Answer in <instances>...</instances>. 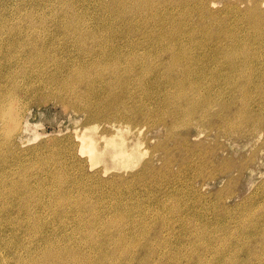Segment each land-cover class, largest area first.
<instances>
[{
  "label": "rangeland",
  "instance_id": "rangeland-1",
  "mask_svg": "<svg viewBox=\"0 0 264 264\" xmlns=\"http://www.w3.org/2000/svg\"><path fill=\"white\" fill-rule=\"evenodd\" d=\"M20 1L22 2V0H0V16H8V15L12 16V15L19 14L18 13L19 9L17 8V6H18V3ZM169 1H171V0H168V1L167 0H120L118 3H115V0L114 1L113 0H105V2L108 3V5H106L104 7L102 5H98V3H94L93 0H84V1L83 0H81V1L80 0H73V3L71 4V6L69 5V7L64 8L63 7L64 4L62 6L61 4H59V1L57 3L56 0H35V3H32L31 5L27 4L28 8L23 11L24 16L21 17V19H22L21 21L25 20L26 16L29 17L30 12H32V10L34 11V8H35V27L34 28H35V31L42 34V36H39V38L35 42V45H36V47H35V59L28 60V61H34V60H38V59L43 60L46 57L48 61L52 62L53 57H55L56 54H58L57 56H61L60 55L61 52L69 51L67 49V45H66L68 42H65L63 40L55 41L53 34H51L50 36H46L42 32V31H44L43 30L44 26L41 25V23L39 22V19L41 18L42 14L45 15L46 13L47 14L45 15V17L50 18L54 15H57L58 17H61L62 15L65 16L69 12V16L71 17V19L72 20L74 19L73 21H79L82 23H85V22L96 23L97 24L96 27L93 28L95 30V33L98 32V30H99L98 25L101 28L108 27L106 29H114L113 27H116L118 30H121V32H123V30L129 31V33H131L130 38L134 37L136 39H139V37H141V39H144L148 32L150 33L151 30H155L157 27H159V25H162V24H164L168 28H171L172 23L175 21L180 22L181 20L182 21L186 20L188 22H192V24H190L191 29L194 28L193 30H198L200 28L201 22L199 20H201V19L199 17V10H198V9H200V0H191V1L188 0L186 2L180 1V0H172L171 2H169ZM204 1L206 2V5L208 6V8L210 10H212V11L216 10V12L218 13L219 19L224 20V22H226V20H227V21H229V24L231 25L229 27L230 28L229 33L224 32L221 34V36L230 35V32H231V33L235 34V36H233L235 39L236 38H239V39H238L237 43H235L236 41L234 39H232L231 37L227 38L226 41L224 40L225 41L224 46L226 49L224 55H226L227 58L223 54H221V53L219 54V53L215 52L214 49H213V51L210 52V54H207V53H209V45H208V42L207 43L205 42V40L203 38V34L201 35V33H200V35L197 36L199 38H197V37L192 38V39H194L193 41L189 40L185 44L188 51L190 52V54L194 52L195 55L198 56V57H196V59H197L196 67L194 65L192 66L193 67L192 71H193V73H196V75H193L194 77L191 78V81L192 80L198 81L200 87L204 91V94H203V96H201V94L198 91H194L196 93H194V92L191 93L189 91L191 93V96L194 95L193 97L197 98L195 104L192 101H191L192 103L189 101H186L187 102L186 103L185 100H183V99H176V101L178 103L181 102V104H183V107H184L183 110L184 111H186V109L188 107L196 106L195 109L192 110V111L196 110V112L194 111L193 113H191L192 114L191 117L188 113L180 114L176 118L168 117L169 122L167 121V124H164L161 121H159L160 118L158 117V115H151V117L154 116V119H153V117L150 118L151 120H149V122H147L149 124H147V123L144 124V129L142 131L143 133H140L141 135L139 134V136L143 137V138H144V135L146 136V138H144L145 142L142 143V147L144 148V150L146 152L145 157L146 158L152 157L155 165H161L162 161H163V157H165V156L171 157V159L173 161L172 162L173 167H171L170 169L165 170V171L163 170V172H165L166 174L162 173V171H161V173H159L160 176L158 174H156L155 176H153V179L151 177L152 176L151 174H148L146 177L143 178L140 175L136 174V171H137L136 168H135V170L133 168H132L133 170L132 169L130 170V169H124V168H120V167H111V168H109L108 171H105V168H103V167H104V162H106V161H101V163H99V164L97 163L94 166H91L89 163H86L83 161L84 162V163H82L84 165V168L82 171L83 173H82V175H80L81 173H79L77 171V169H73L71 167L72 164H70V165L66 164L67 163L66 161H70L73 156L68 155V153L66 152V149H65V145H67L68 142H71L74 138H76V136H75L76 131L77 130L81 131V129H83L85 126V122H88V115L85 114V112L80 110L78 107L79 105H81L85 102L84 98L81 97L80 95H76V94H78V92L74 91L75 92L74 93L73 91H70L71 90L70 85L66 86V84H68V82H70V83L73 82V80H72L73 76L70 74V72L65 71L66 73L64 72V73L54 74L55 77H53V75L51 73H47L45 71V69L42 68L39 73H35V74H47V75H44V77H42V78L40 77L37 81L32 82L31 79L28 80V81H30V83L32 82L34 84L32 85L31 89L27 93L24 94V92L21 90L17 92L18 95L20 96V98L23 99L24 105H22V107L20 109H21V117L23 120V125L25 128L21 132L20 136H18V138H17V145H16L17 148L15 147L16 149L14 148L13 150H18V151L22 152L21 153L22 155L19 159L20 161L17 163L18 167L16 168V170L17 169L18 170L17 171L14 170V173L11 171L5 172L6 174L3 175L4 178L2 177L0 179V181H4V183L7 184V185H5L3 183V185L0 186V191L2 192L3 190H5L9 187L10 188L11 187L16 188L17 186H19L20 190L22 191V193L24 192V194H26V191L28 193L34 192L33 194H35V195H34L33 199H36L37 203L35 202V200H34V202L31 200L30 204H32L31 207H32V210L34 213L31 215V217H29L28 215L26 216L25 212L18 213L16 211H14L13 209H11L7 215H0L1 219L6 218V219H2V220L0 219L1 225L7 224V221H9L7 218H11L14 220L13 223L16 222L15 224L16 225L18 224L17 226L20 229H23L21 234H20V232L19 233H11L10 231H8V232L2 231V233L0 234V260H1L0 263L1 264H7V263L8 264H13V263L16 264L17 263V259L14 258V257H16V255H14L12 253L13 251L11 250V248H9L8 251L5 249V243H7V245L9 247H12V248L14 247L15 249H18L17 247H19L18 246L19 241H24L26 243H29L30 241H28V234L24 233L25 231H27L26 230L27 228H29L31 230H33V228L35 229V247H36L34 250L35 251L34 252L35 253V260H36V258L37 259L45 258L46 257L45 255H47V253H46L47 248L46 247L47 246H48V248L52 247L50 245L51 243L46 242V236L47 235H50V236L52 235L53 240H51V241H53V242H55L56 239L58 238L61 241H64L63 244H65V245L67 244L69 246L70 245L72 246L75 243V241H74V243L72 242L73 244L72 243L69 244V238H68L69 234L71 235V232H69V233H67L66 231L56 232L58 229L50 228V227L54 226V225H51L52 221H50V219H51L50 216H52V213L54 212V210L58 209L60 211L59 214L61 216L66 213L65 215L62 216V218L78 217L76 215V211L75 212L68 211V210H70V208L69 207L67 208V206L69 205V206H72L73 208H75L73 205L76 202L79 203V205H81V202H83V200H84L83 204L85 203L84 204L85 206L82 204V207H83V210L85 213L83 212V210L81 211L82 212L81 217H82V221H83V224H82L83 227H80V229H78L79 232L76 230V232L72 233V236L78 242H80L82 240V236H83V239L88 238L90 240V239H92V235L96 233L95 235H93V238L97 239V243L99 244L98 247H101V248L95 247V249L94 248H87L85 250H87L88 253L91 251L90 254H92V255H96L95 253H97V252H99V253H97L98 256H99L100 252L102 253L100 255H103V254L106 255L107 254L106 258H105V260H106L105 262H107V264H111V263L115 264V262L120 261V260H121V263H123V264H148V263L149 264H151V263L152 264H157V263L158 264H168L169 262H170L169 264H180V263H183V264H200V263L201 264H203V263H205V264H218V263L219 264H222V263L226 264V262H227V264H229V263L230 264H263L264 263V245H263L264 244V240H263L264 239V234H263L264 233L263 232L264 231V223H263L264 222V209H263L264 208V204H263L264 203L263 202L264 201L263 200L264 199V130H262L260 133H257V131L255 129L256 127L254 128V126H256V124H258L259 121L264 119L263 118L264 117V93H263L264 92V90H263L264 89V50H263L264 49V40H261V38H264V35L260 36V35H257L256 33H254L255 32L254 29L251 28L253 25L251 24V27H250V23H248L247 20H245V17L247 16L245 13L237 12V14H236L238 7H240L242 10L243 9L245 10L247 8V6H250L254 3H256V1L262 2L263 0H204ZM27 2L30 3L29 0ZM75 3H76L77 7L76 6L73 7V5ZM196 4L198 6H196ZM147 5H148V7H146ZM225 6H232V12H229V14H228L225 10ZM140 8H141V10H140ZM154 9L156 12H157V10L158 11L161 10V11H159V14H156L155 16H153L151 13ZM192 9H194L193 12H191ZM141 11H143L142 12L143 14L141 13ZM27 13H29V14H27ZM145 18H146V20H145ZM147 18H148V20H147ZM208 18L209 17H207V21L209 22L210 27L212 29H217V28L222 27L223 24H215V22L213 20H211L210 18L208 19ZM139 19H140V21H138ZM14 21H16V19ZM14 21H12V22H14ZM24 22H26V21H24ZM49 22L51 24H47L46 26L50 27V32H55V31L60 30L57 27V23L55 24V21H53V22L49 21ZM156 24L158 26H156ZM217 26H219V27H217ZM26 27H28V25L25 26V28ZM55 27H57V28H55ZM190 28H188V29H190ZM128 29H130V30H128ZM185 30L186 29H184V28H180L179 32H182ZM187 30H186V33H184V34H185V36L188 37L190 30H188V31ZM237 30H240L239 33ZM243 30H244V32H243ZM0 31H1V29H0ZM84 32H88V31L84 30ZM90 32H94V31H90ZM168 32H171V29H169ZM5 36H8V30H5L3 32V37H5ZM69 36L73 37V35H69ZM155 36H156V34H155ZM162 36H163V33L161 34L160 38L157 36V38L159 40L156 38L155 41L153 38V41L155 42V44L150 48H151V52H153L151 55L152 59H154L153 61L158 62V63H159V61L160 62L162 61V64L157 65V66H158V68H161L163 70H161V72L158 70L152 71V73H156V74H154L153 76L150 77L149 86H147L148 89L146 92V96H145L144 91H140V89L136 90L137 96L148 97V101H149L148 103L149 104H147V106L149 108H151V105H152V107L156 106V108L160 109V110H158L159 112H163L167 108V106H169L168 104L165 103V99L169 98V100H170V98H173V96L171 97L167 94L168 91L171 94H173V90H175L174 88L166 89L167 87H169V84H168L169 82H167V77H166L167 71L165 72V69H167V68H164V67L168 63H170L171 56H170V53L164 49L165 46H163L161 44V37ZM85 38L87 39L88 43H90L91 45H93L92 41H96L95 38L88 37L87 35ZM188 38L190 39V37H188ZM222 39H224V38H222ZM70 41H71V47H72L71 49H73L75 51V47H76L74 45L75 44V42H74L75 38L73 40L70 39ZM194 41H196L195 42L196 44L194 43ZM232 41L234 44L232 43ZM201 42H203V43H201ZM261 43H262V45H261ZM180 44L181 43H178L179 46L182 45V44L181 45ZM229 44L231 46H229ZM206 45H207V47H204ZM197 46H198V48H197ZM190 47H191V50H190ZM238 47H240V48H238ZM161 48H162V50H161ZM194 50H196V51H194ZM157 51H159L160 53ZM144 52L147 55V52L144 51V49H141L138 53L144 54ZM189 52H187L188 55H189ZM244 52L248 53L249 56L252 55V57H254V60L252 61L253 63L250 62L248 65V64H245L242 59H239L240 56ZM184 54L185 53H183V55ZM159 55H160V57H159ZM208 55L210 58L207 57ZM229 57L237 58V60H235L233 58H229ZM203 59H205V60L202 61ZM220 59L222 61H220ZM230 59L235 60L236 63L238 64V65H235V68L233 66L225 67L226 61H229ZM240 60H242V61L240 62ZM146 61L149 64H152V61L148 57V55H147ZM200 61H201V63L203 62L204 64L202 63V65H201ZM11 63H13V61H9V64H11ZM242 63H244V64H242ZM259 64H262V65H259ZM198 65L201 67H199ZM204 65H206V66H204ZM202 66H204V67H202ZM240 66L241 67L245 66L244 68L247 71L242 70V68H240ZM138 67H140V65H138ZM198 67L200 69H198ZM237 67H239V68H237ZM59 68L64 69V68H66V66H65V64H62V65H60ZM208 68H210V69H208ZM28 69L29 68H27V67L21 66V67H17V68H12L11 71L13 70L14 72H18V74H23L24 76H26L27 74H25V71ZM2 70H3L2 72H4V73H9V71H10L9 65L7 64V66L4 67V69H2ZM203 72H205V75ZM250 72H252L251 73L252 75L250 74ZM100 73H102L101 67L99 64H97L96 69H95V74H100ZM249 74L251 75V77H249L250 76ZM247 75H248V78H247ZM205 76H206V78H205ZM224 77H225V79H224ZM68 78H70V79L72 78L71 79L72 82ZM66 79H68V80H66ZM249 80H250V82H249ZM240 81H242V82H240ZM200 82L202 84H200ZM157 83H160V85H157ZM240 83H242L243 85ZM237 85H239V88ZM63 86H64V88H63ZM256 86L258 87V89ZM79 88H80V90H82V87H79ZM189 89H190V87H189ZM259 89L262 90L261 91L262 93L260 92ZM29 92H31V93H29ZM252 92L254 93V95H252L253 94ZM67 93H69L68 94L69 97L67 96ZM73 93H74V95H73ZM140 93H143V95H140ZM237 94H238V96H237ZM209 95H211V97H209ZM231 95H232V97H231ZM212 96H213V98H212ZM75 97H78V98L80 97V99L75 98ZM224 97H225V100H224ZM241 97H243V99L245 101L242 100ZM72 99H74V101ZM204 99H206L207 102H205L206 100H204ZM192 100H193V98H192ZM246 100H248V101H246ZM201 101H203V102H201ZM243 101H244V103H243ZM246 102L247 103L249 102V103L247 104ZM77 103H78V105H77ZM202 103H204V104H202ZM209 104H212V106ZM215 104L217 107L215 106ZM235 104H236V106H235ZM206 105H207V107H206ZM262 105H263V108H262ZM208 107H209V109H207ZM224 108H226V109H224ZM202 109L204 111H206V109H207V111H210V112H215V110L220 111L219 113H221V116L215 115V113H214L215 117L210 116L211 118L214 119V121H212L213 123H211V127H210V125L207 124L206 120H202V118L199 117L204 112ZM248 109H249V111H248ZM229 111H230V113H229ZM235 111L236 112L240 111L241 113L240 112L236 113ZM226 113H227V115H226ZM242 113L245 115H242ZM239 114H241L242 117ZM27 115H28V117H27ZM195 115H197V116H195ZM224 116L225 117L229 116L230 120L228 122H231V124L233 122L234 123L236 122V123L232 126H230V125L228 126V124H227V126L225 127L226 120L223 119ZM239 117H240L241 121H240ZM259 117H261V118H259ZM178 120H179V122H177ZM188 120H189V122H188ZM254 120L257 121L256 124H253ZM183 121H184V123H183ZM190 121H193V122H190ZM195 121H197V122H195ZM185 122H186V124H185ZM168 123H169V125H168ZM174 123H175V125H174ZM237 123L238 124L243 123V124L241 125V127L239 126V128H237L236 127ZM178 124H180L181 126ZM194 124H195V126H194ZM244 124L245 125L247 124L248 127L249 126L250 127L248 128L247 125L245 126ZM151 125H153V126H151ZM176 125H178L177 128H176ZM206 125H208L209 127H205ZM222 127H223V129H222ZM224 127L226 128L227 131H225ZM235 128L238 131L235 130ZM253 128H254V130H253ZM43 129L45 130V133L41 134V131H43ZM172 129H173V131H172ZM199 129H202L203 132ZM228 129H229V131H228ZM250 129H251V131H249L250 132L249 133L248 130H250ZM26 130H28V131H26ZM174 130H176L177 132H175ZM197 130L199 131V133H197L198 132ZM204 130H206V133ZM178 131H179V133H178ZM223 131L225 134L223 133ZM233 131H235V132H233ZM239 131H241V132H239ZM145 132H146V134H145ZM172 132H174V133H172ZM228 132L229 133L231 132V133L229 134ZM244 132H245V134H244ZM175 134H177V135H175ZM42 135H44V136H42ZM230 136H232V137H230ZM169 137H170V139H169ZM217 137L219 139H217ZM249 140H250V142H249ZM253 140H255V141H253ZM156 143H158V144H156ZM146 144H148L149 146ZM159 144H161V145L159 146ZM186 144L190 148L191 152H193L192 150L194 149V153L196 155V156L194 155L195 159H197L198 156L206 155L205 157L207 159V162L202 164V166L200 165L199 169H197V170H192V168H189V167L185 168V169L179 168V163L181 161H187L189 158V157L184 158L186 156V148H185ZM194 144H197V145L192 147ZM163 146H165V147L163 148ZM259 148H261V149H259ZM159 149H161V150H159ZM39 150L42 152H40ZM258 150H260V151H258ZM52 154L53 155L55 154L56 156L55 155L53 156ZM61 154H62V156H61ZM192 154L193 153H191V155ZM51 155H52V158H51ZM10 156H11V154H10ZM254 157H255V159H254ZM10 158L12 159L13 157L11 156ZM81 158L83 159V158H85V156H81L79 158V160ZM47 159H48V161H47ZM51 159H52V161H51ZM211 159L213 162L211 161ZM224 159L229 160V162H230L229 166L228 165H223L224 167L222 166V164L224 163V161H223ZM250 159H251V161H250ZM53 160H55V161L58 160V161L55 162ZM209 160L212 162V164ZM42 161H44V162H42ZM157 162H159V163H157ZM242 162H243V165H242ZM37 163H40V164L38 165ZM43 163L46 164V166ZM11 164H13V163H11ZM107 164L111 165V162L108 160ZM209 166H210V168H209ZM227 166L229 169L227 168ZM27 167H29V169ZM31 167H33V168H31ZM207 168H209V169H207ZM56 169H57V172H56ZM97 169H99L98 172H95ZM25 170H27V171H25ZM172 170H174V173ZM210 170H212V171H210ZM86 172H88V173H86ZM202 172L206 173V174H203ZM210 172L214 176H212L210 174ZM26 173H29V174H26ZM58 173L61 175L63 174L62 179L66 180V182L68 184L64 185V183H63L64 180L62 181V179H60L61 181H57L55 183L53 182V176L52 175L58 174ZM78 173H79V175H78ZM148 173H151V172H148ZM13 175H15V176H13ZM23 175H25L27 177H24ZM162 175L164 176L165 179L163 178ZM200 175H203V176H201V178H200ZM6 176H8L7 179L9 181L6 180ZM10 176L12 178H10ZM16 176H18V177H16ZM177 176H179V177H177ZM210 176H212V178H214V179H212ZM133 177H134V179H132ZM24 178H28V179H26L27 185H25V184L23 185V183H22ZM107 178H109V179L107 180ZM16 179L18 181H16ZM95 179H96V181H95ZM77 180L82 181V182H76ZM116 180L119 183H117ZM203 180H205V181L203 182ZM48 181H50V182H48ZM101 181L103 183H101ZM143 181L145 183H143ZM153 181H154V183H153ZM261 181H263V182H261ZM18 182H20V183H18ZM31 183H32V186H30ZM77 183H78V185L81 186V188L77 187ZM12 184H13V186H12ZM61 184H63V185L60 186ZM84 184H86V185H84ZM156 184L159 186H156ZM28 185H29V187L26 188ZM37 185H39V186L37 187ZM49 185H50V187H49ZM90 185H93L94 188H92ZM160 185H162V186H160ZM196 185H198V186H196ZM43 186H45V187H43ZM21 187L22 188L24 187V188L22 189ZM55 187H58V188L60 187L62 190L60 188L58 190V188H55ZM75 187H76V189H74ZM43 189H45V190L43 191ZM81 190L83 191V193ZM154 190H156V192ZM52 191H54V192H52ZM78 191H79V193H78ZM157 191H158V193H157ZM55 193H57L58 195ZM217 194H218V197H217ZM80 195H82V196H80ZM255 195H256V197H255ZM70 196L72 198H69ZM41 197H43V198H41ZM61 197H62V199H61ZM79 197L82 198L81 199L82 201L80 200ZM158 197H160V198H158ZM169 197H171V198H169ZM88 198L89 199L91 198V199L89 200ZM220 198H222V199H220ZM8 199H9L10 203L16 202L15 196H9ZM17 199H19L18 196H17ZM55 199L57 202L55 201ZM64 199H66V200H64ZM85 199L88 201H86ZM164 199H166V200H164ZM223 199L225 200V202ZM41 200H42V202H41ZM97 200H98V203H97ZM108 200H109V202H108ZM52 201H53V203H52ZM78 201H81V202H78ZM93 201H94V203H93ZM0 202H1L0 206L5 205V199H4V197L1 198V193H0ZM106 202H108V204ZM95 203L98 205L95 206ZM62 205L66 206L67 211L64 209L65 207H63ZM222 205H223V207H222ZM56 206H58V207H56ZM147 206H149V207H147ZM261 206H262V208H261ZM50 207L52 209H50ZM92 207L94 208V210H95V208H97L96 210H98L100 217L103 219L106 227H107V225L112 226V227L110 226L112 228V231L114 230L113 232H111L113 234L112 237L105 238L103 231L99 230L101 228V226L97 225V224H98V221H100L101 219L90 214V212L93 210ZM216 207H217V209H215ZM258 207H259V209H258ZM104 209H106L107 211H103ZM170 209H171V211H170ZM260 209H261V211H260ZM64 210H65V212H64ZM211 210H212V212H211ZM226 210H229V211H226ZM121 211H122V213H121ZM259 212H261V213H259ZM87 213L89 214V216H85ZM158 213H160V214H158ZM254 213H255V216L253 217ZM42 214H44L45 216L44 215L42 216ZM8 215H10V216H8ZM111 215L115 219L113 217H111ZM18 216H20V217H18ZM35 216H36L37 220L35 219ZM25 217H26V219H25ZM58 217L60 218L59 215L57 216V218ZM252 217L254 219L256 218L255 221H254V219H252ZM29 218H30V221H29ZM59 218H58V220H59ZM118 218L120 219V221ZM238 218H240V219H238ZM20 219L21 220L23 219V220L21 221ZM84 219H85V221H84ZM97 219H99V220H97ZM191 219H192V221H191ZM223 219H224V221H223ZM236 219H238V220H236ZM260 219H262V220H260ZM116 220H118V221H116ZM240 220L243 224H241ZM37 221H38V223L36 224L35 222H37ZM187 221H189L190 223ZM229 221H231L232 223ZM89 222H91V223H89ZM120 222L121 223L123 222V223L121 224ZM158 222H159V224H158ZM250 222H253V223H250ZM166 223H168V224H166ZM194 223H195V225H194ZM232 224H234V225H232ZM26 225H27V228H26ZM93 225H94V227L92 229L91 227ZM168 225L169 226L171 225V226L169 227ZM200 225H202V226L200 227ZM96 226L100 227V228L99 229L95 228ZM113 226H114V228H113ZM248 226H249V228H248ZM88 227L90 230L91 229L92 230L90 231L88 229ZM86 228H87V230H86ZM200 228L202 230L204 229V231H202ZM223 228H225V229H223ZM124 229H125V231H124ZM151 229H153V230H151ZM161 230L164 232H162ZM214 230H215V232H214ZM53 231H55L57 233L58 237H56V234ZM81 231H83V233ZM92 231L94 232L93 234L91 233ZM149 231L151 234L148 233ZM153 231L156 232V234ZM208 232H209V234H208ZM210 233L212 235H210ZM2 234H4V235H2ZM24 234H26V237ZM65 234L67 237L64 236ZM219 234L222 236H220ZM252 235H257V236L255 237ZM207 236H209V237H207ZM20 237L23 239L21 240ZM63 237H64V239H63ZM202 237L205 239H203ZM113 238L116 240H113ZM119 238H122V239H119ZM139 238H140V240H139ZM246 238H247V240H246ZM248 238H249V240H248ZM4 239H6V240H4ZM7 239H9L8 240L9 242L7 241ZM217 239H219V240H217ZM242 239L245 241H243ZM118 240L121 241V243L122 242L123 243L121 244ZM136 240L137 241L139 240L137 243H139L140 245H143L144 247L140 246L139 244H136V242H135ZM199 240H200V242H199ZM161 241L162 242L166 241L163 243L165 246L161 243ZM218 241H220V242L218 243ZM109 242H111V244ZM184 242H185V244H184ZM235 242H236V244H235ZM257 242H258V244H257ZM14 243H15V245H14ZM103 243L107 247L105 245H103ZM118 243H120L121 245ZM128 244H129V246H128ZM155 244H157V245H155ZM206 244L208 245V247ZM245 244H246V246H245ZM250 244H252V245L250 246ZM124 245H125V247H124ZM214 245H216L218 248H216V246H214ZM76 246L77 245L72 246V247L77 249ZM139 246H140V248H139ZM56 247L59 248V246H56ZM162 247H164L165 249ZM251 247H253V248H251ZM260 248L262 251H259ZM108 249L111 251H109ZM130 249H132V250H130ZM137 249H140L141 251L137 250ZM191 249H193V252H195L194 254H193ZM206 249H207V251H206ZM235 249H237L236 252H235ZM257 249H259V250H257ZM22 250H23V252H22ZM44 250L46 251L45 255H43ZM136 250H137V252H136ZM167 250H168V252H166ZM195 250H197V251H195ZM245 250H246V252H245ZM250 250L251 251L253 250V251L250 253L249 252ZM20 251L22 253V256L24 254L26 255V256L25 255L23 256L24 258L25 257L28 258V256L30 255V254H27L28 252L24 247H21ZM130 251L133 253H131ZM191 252H192V254H191ZM117 253H118L119 257L117 256ZM184 253L186 255H184ZM119 254L122 256H120ZM131 254L135 259L131 256ZM12 255H14V257H12ZM155 255H156V257H155ZM181 255L182 256L184 255L185 257L183 256V258H182ZM202 255H203V257H201ZM49 256H51V255H49ZM113 256H114V259H113ZM198 256H200V257H198ZM225 256H226V258H225ZM141 258L144 262L141 260ZM50 259L52 261H54V260L57 261L56 259L53 260V256ZM110 259H112L113 262ZM150 259H151V261H150ZM192 259H194V261ZM126 260H128V261H126ZM187 260H189V261H187ZM228 260H229V262H228ZM261 260H262V262H261ZM6 261H7V263H6ZM153 261H155V262H153ZM220 261H221V263H220Z\"/></svg>",
  "mask_w": 264,
  "mask_h": 264
},
{
  "label": "bare ground",
  "instance_id": "bare-ground-1",
  "mask_svg": "<svg viewBox=\"0 0 264 264\" xmlns=\"http://www.w3.org/2000/svg\"><path fill=\"white\" fill-rule=\"evenodd\" d=\"M28 0H22V2L20 1L18 3L17 8L19 9L18 13L16 15H12V16H0V179L3 177V175H5V172H13L14 170H16V168L18 167L17 163L20 161V157H21V153L18 150H13L15 147L17 148V138L18 136H20L21 132L24 130V125H23V120L21 117V107L23 104V99L20 98V96L18 95V91H23L24 94L27 93L32 85L34 83H32L33 81H37L40 77H44V75L47 74H35V73H39L41 71L42 68L45 69V71L47 73H51L53 75V77H55L54 74H59V73H64L65 71L70 72V74L73 76V82L71 81L70 78V82H68V84H66V86H71L70 87V91H75L78 92V94L76 95H80L81 97L84 98L85 102L81 105H79V109L84 111L85 114L88 115V122H85V126L83 129L77 130L76 131V138H74L71 142H68L67 145H65V149L66 152L68 153L69 156H73L72 159L70 161H66L68 165L72 164L71 167L73 169H77V171L79 173H81L80 175H82V171L84 168V165L82 163L86 162L89 163L91 166H94L95 164H99L101 163V161H106L104 162V167L105 171H108L109 168L111 167H120V168H124V169H134L136 168V174L140 175L141 177H146L148 174H151L150 176L153 179V176H155L156 174L159 175V173H165L163 172V170H168L170 169L172 166V159L170 156H165L163 157V161L161 165H155L154 161L151 158H146L145 157V150L142 147V143L145 142L144 138H146V136L144 135L143 137H140L139 134L143 133V129H144V124H146L147 122H149V120H151L150 118L151 115H158V117L160 118L159 121H161L164 124H167L168 117H173L176 118L178 115L183 114V113H188L190 115V117L192 116L191 113H193L194 111L196 112V110L192 111L193 109H195L196 106L193 107H188L186 109V111L183 110V104H181V102H177L176 99H183L189 102H196L197 98L191 96V93H193L194 91H198L201 96H203L204 91L203 89L200 87L199 82L198 81H191V78H193V75H196V73H193V65L196 67V57H198L197 55H195V53H191L188 51L187 47H186V43L187 41L191 40L193 41L194 39L192 38H196L198 35L203 34V38L205 40V42H208L209 45V53L210 54L211 51H213V49L215 50V52L217 53H221V54H225V46H224V42L226 41L227 38L231 37L232 39H234L237 43L239 38H234L233 36H235L234 33L230 32V35H226V36H221L222 33L224 32H228L230 31V24L229 21L226 20V22H224V20L219 19L218 17V13L216 12V10H210L208 8V6L206 5V2L204 0H200V9L199 10V17L201 20H199L201 22V26L198 30H193L190 27V24H192V22H188V21H175L172 23V27L168 28L166 27L164 24L159 25V27H157L155 30H151L150 33L148 32L146 37L144 39H141V37H139V39H136L134 37L130 38L131 33H129V31L123 30V32H121V30H118L116 27H113L114 29H106V28H101L98 25V32L95 33V30L93 28L96 27V23H90V22H79V21H73L71 19V17L69 16V12L68 14H66L65 16H61L58 17L57 15H54L50 18L45 17V15H41V18L39 19V22L41 23L42 26H44L42 31L46 36H50L51 34H53V37L55 38V41H65L68 42L67 45V49L69 51H65V52H61L60 55L61 56H57L58 54L55 55V57H53L52 62L48 61L47 58L45 57L43 60H34V61H28V60H33L35 59V42L37 41V39L39 38V36H42L41 33L35 31V8L34 11L32 10V12L27 13L30 16L27 17L26 19L21 21V17H23V11L25 9L28 8V5H31L32 3H35V0H29L30 3L27 2ZM57 3L59 1V4H61L63 6L64 4V8L69 7V5L71 6V4L73 3V0H56ZM81 1V0H80ZM84 1V0H83ZM114 1V0H113ZM120 0H115V3H118ZM168 1V0H167ZM172 1V0H171ZM169 1V2H171ZM180 1H188V0H180ZM191 1V0H190ZM94 3H98V5H102V6H106L108 5L107 2H105V0H93ZM125 2V1H124ZM133 2V1H132ZM147 2V1H146ZM176 2V1H175ZM178 2V1H177ZM121 3V2H120ZM181 3V2H180ZM58 4V5H59ZM124 4V3H123ZM135 4V3H134ZM142 4V3H141ZM146 4V3H145ZM151 4V3H150ZM166 4V3H165ZM175 4V3H174ZM252 4V3H251ZM112 5V4H111ZM127 5V4H126ZM76 6V3L73 5V7ZM155 6V5H154ZM160 6V5H159ZM196 6H198L196 4ZM195 6V7H196ZM77 7V6H76ZM148 7V5L146 6ZM245 7V6H244ZM48 8V7H47ZM105 9V8H104ZM126 9V8H125ZM139 9V8H138ZM53 10V9H52ZM141 10V8H140ZM167 10V9H166ZM194 9H192L191 12H193ZM225 10L226 12L229 14V12H232V6H225ZM147 11V10H146ZM161 11V10H159ZM159 11L157 10V12L155 11V9L152 11V15L155 16L156 14H159ZM58 12V11H57ZM143 11H141L142 13ZM224 12V11H223ZM237 12H243L245 13L247 16L245 17V20H247L248 23H250V27L251 24L253 25L251 28L254 29V33H256L257 35H264V0L262 2H258L256 1V3L247 6V8L244 10H242L240 7L237 8L236 14ZM71 13V12H70ZM150 13V12H149ZM41 14V13H40ZM53 14V13H52ZM75 14V13H74ZM136 14V13H135ZM143 14V13H142ZM173 14V13H172ZM182 14V13H181ZM167 15V14H166ZM177 15V14H176ZM180 15V14H179ZM146 16V15H145ZM150 16V15H149ZM169 16V15H168ZM181 16V15H180ZM184 16V15H183ZM114 17V16H113ZM175 17V16H174ZM173 17V18H174ZM207 17H209L211 20H213L215 22V24H223L222 27L217 28V29H212L210 27L209 22L207 21ZM150 18V17H149ZM163 18V17H162ZM208 18V19H209ZM16 19V21H14ZM128 19V18H127ZM143 19V18H142ZM93 20V19H92ZM113 20V19H112ZM146 20V18H145ZM144 20V21H145ZM148 20V18H147ZM179 20V19H178ZM14 21V22H12ZM26 21V22H24ZM49 21H55V24L57 23V27L60 29L58 31L55 32H50V27L46 26L47 24H51ZM87 21V20H86ZM89 21V20H88ZM106 21V20H105ZM108 21V20H107ZM140 21V19L138 20ZM162 21V20H161ZM191 21V20H190ZM172 22V21H171ZM197 22V21H196ZM195 22V23H196ZM246 22V23H247ZM167 23V22H166ZM99 24V23H98ZM145 24V23H144ZM245 24V23H244ZM25 28V26H27ZM241 25V24H240ZM33 26V27H32ZM53 26V25H52ZM142 26V25H141ZM156 26H158L156 24ZM234 26V25H233ZM55 27V28H57ZM219 27V26H217ZM180 28H184V29H188L190 30L188 37H190V39L185 36L184 33H186L185 31L179 32ZM238 28V27H237ZM106 29V30H105ZM140 29V28H139ZM169 29H171V32H168ZM5 30H8V36L3 37V32ZM84 30L88 31V32H84ZM130 30V29H128ZM149 30V29H148ZM187 30V31H188ZM90 31H94V32H90ZM158 31V32H157ZM235 31V30H234ZM238 33L240 30H237ZM250 31V30H249ZM244 32V30H243ZM163 33V36L161 37V44L164 47V49L166 51H168L170 53L171 56V60L170 63H168L164 68L165 72L167 71V82H169V87L168 88H174L175 90H173V94H171L168 91V95L169 96H173V98H166L165 99V103L168 104L169 106H167V108L163 111V112H159L158 108H156V106L151 105V108H149L147 106V104H149L148 102V97L146 96V92L149 86V81H150V77L153 76L156 73H152V71H160L163 70L161 68H158L157 65L162 64V61L159 63L153 61L154 59H152L151 55L153 52H151V48L154 44H155V39L157 38V36L160 38L161 34ZM237 33V32H236ZM252 33V32H251ZM146 34V33H145ZM156 34V36H155ZM69 35H73L69 36ZM86 35L88 37H93L95 38L96 41H92L93 45H91L90 43H88L87 39L85 38ZM138 35V34H137ZM240 37V36H239ZM244 37V36H243ZM75 38V51L73 49H71V41L70 39H74ZM154 38V41H153ZM199 38V37H197ZM224 38V39H222ZM246 38V37H245ZM255 38V37H254ZM158 39V38H157ZM244 39V38H243ZM159 40V39H158ZM196 40V39H195ZM203 40V39H202ZM201 40V41H202ZM225 40V41H224ZM261 40H264V38H261ZM196 41H194L195 43ZM198 42V41H197ZM160 43V42H159ZM178 43H181L179 46ZM193 43V44H194ZM203 43V42H201ZM233 43V41H232ZM189 44V43H188ZM196 44V43H195ZM234 44V43H233ZM232 44V45H233ZM160 45V44H159ZM205 45V44H204ZM250 45V44H249ZM255 45V44H254ZM262 45V43H261ZM192 46V45H191ZM229 46H231L229 44ZM246 46V45H245ZM193 47V46H192ZM195 47V46H194ZM204 47H207L204 46ZM242 47V46H241ZM198 48V46H197ZM202 48V47H201ZM240 48V47H238ZM243 48V47H242ZM249 48V47H248ZM144 49V51L147 52L148 57L151 59L152 64H149L146 60H147V55L143 53L139 54L138 52ZM229 49V48H228ZM237 49V48H236ZM162 50V48H161ZM191 50V47H190ZM264 50V49H263ZM193 51V50H192ZM196 51V50H194ZM251 51V50H250ZM254 51V50H253ZM159 52V51H157ZM189 52V55L188 53ZM246 52V51H245ZM243 53L239 59H242L244 61L245 64H248L254 60V57L249 56L248 53ZM160 53V52H159ZM162 53V52H161ZM183 53H185L183 55ZM199 53V52H198ZM143 54V55H142ZM206 54V55H207ZM212 54V53H211ZM230 54V53H229ZM155 55V54H154ZM205 55V56H206ZM156 56V55H155ZM226 56V55H224ZM160 57V55H159ZM158 57V58H159ZM208 58L209 55L207 56ZM32 58V59H31ZM156 58V57H155ZM165 58V57H164ZM227 58V56H226ZM229 58H233L235 60H237V58L234 57H229ZM263 58V57H262ZM230 59L229 61H226V65L225 67H231L233 66L235 68V65H238L236 63L235 60ZM205 59H203L202 61H204ZM208 60V59H207ZM206 60V61H207ZM240 60V62L242 61ZM9 61H13V63L9 64ZM149 61V60H148ZM215 61V60H214ZM220 61H222L220 59ZM211 62V61H210ZM217 62V61H216ZM201 63V61H200ZM203 63V62H202ZM201 63V65H202ZM223 63V62H222ZM242 63V64H244ZM7 64L10 67V71L9 73H4L2 72L4 69V67L7 66ZM65 64L66 68L61 69L59 68L60 65ZM99 64L101 67V71L102 73L100 74H95V69H96V65ZM204 64V63H203ZM225 64V63H224ZM240 64V63H239ZM138 65H140V67H138ZM200 65V64H199ZM198 65V66H199ZM262 65V64H259ZM27 67L29 68L28 70L25 71V74H27L26 76H24L23 74H18V72H14L13 70L11 71L12 68H17V67ZM206 66V65H204ZM202 66V67H204ZM209 66V65H208ZM247 66V65H246ZM257 66V65H256ZM255 66V67H256ZM194 67V68H195ZM201 67V66H199ZM198 67V69H200ZM212 67V66H211ZM210 67V68H211ZM245 67V66H244ZM244 67H241L242 70H246ZM251 67V66H250ZM207 68V67H206ZM208 68V69H210ZM222 68V67H221ZM239 68V67H237ZM236 68V69H237ZM249 68V67H248ZM258 69V68H257ZM240 70V69H239ZM256 70V69H255ZM263 70V69H262ZM225 71V70H224ZM241 71V70H240ZM239 71V72H240ZM247 71V70H246ZM259 71V70H258ZM261 71V70H260ZM206 72V71H205ZM205 72L204 75H205ZM220 72V71H219ZM230 72V71H229ZM233 72V71H232ZM255 72V71H254ZM66 73V72H65ZM76 73V74H75ZM207 73V72H206ZM225 73V72H224ZM245 73V72H244ZM248 73V72H247ZM252 72H250L251 74ZM249 74V75H250ZM236 75V74H235ZM234 75V76H235ZM239 75V74H238ZM252 75V74H251ZM251 75L249 77H251ZM51 76V75H50ZM215 76V75H214ZM217 76V75H216ZM221 76V75H220ZM225 76V75H224ZM69 77V76H68ZM156 77V76H155ZM209 77V76H208ZM233 77V76H232ZM244 77V76H243ZM260 77V76H259ZM197 78V77H196ZM206 78V76H205ZM248 78V75H247ZM31 79V83L30 80ZM66 79V80H68ZM75 79V80H74ZM225 79V77H224ZM42 80V79H41ZM200 80V79H199ZM210 80V79H209ZM223 80V79H222ZM252 80V79H251ZM255 80V79H254ZM57 81V80H56ZM205 81V80H204ZM248 81V80H247ZM61 82V81H60ZM202 82V81H201ZM200 82V84H202ZM242 82V81H240ZM250 82V80H249ZM36 83V82H35ZM46 83V82H45ZM58 83V82H57ZM166 83V82H165ZM164 83V84H165ZM204 83V82H203ZM222 83V82H221ZM229 83V82H228ZM246 83V82H245ZM37 84V83H36ZM205 84V83H204ZM230 84V83H229ZM242 84V83H240ZM239 84V85H240ZM59 85V84H58ZM61 85V84H60ZM157 85H160V83H157ZM215 85V84H214ZM239 85L238 88H239ZM243 85V84H242ZM263 85V84H262ZM56 86V85H55ZM205 86V85H204ZM217 86V85H216ZM215 86V87H216ZM221 86V85H220ZM79 87H82V90H80ZM190 87V89H189ZM203 87V86H202ZM241 87V86H240ZM245 87V86H244ZM257 87V86H256ZM62 88V87H61ZM64 88V86H63ZM84 88V89H83ZM160 88V87H159ZM246 88V87H245ZM251 88V87H250ZM48 89V88H47ZM140 89V91H144L145 92V96H137L136 94V90ZM142 89V90H141ZM158 89V88H157ZM205 89V88H204ZM210 89V88H209ZM220 89V88H219ZM224 89V88H223ZM227 89V88H226ZM258 89V87H257ZM256 89V90H257ZM53 90V89H52ZM61 90V89H60ZM242 90V89H241ZM260 92L262 91L261 89H259ZM264 90V89H263ZM69 91V90H68ZM139 91V92H140ZM191 93H190V92ZM212 91V90H211ZM225 91V90H224ZM65 92V91H64ZM74 92V93H75ZM236 92V91H235ZM31 93V92H29ZM66 93V92H65ZM73 93V95H74ZM196 93V92H194ZM224 93V92H223ZM234 93V92H233ZM247 93V92H246ZM253 93V92H252ZM262 93V92H261ZM260 93V94H261ZM264 93V92H263ZM69 93H67L68 96ZM71 94V93H70ZM207 94V93H206ZM222 94V93H221ZM225 94V93H224ZM230 94V93H229ZM235 94V93H234ZM239 94V93H238ZM237 94V96H238ZM75 95V96H76ZM140 95H143V93H140ZM246 95V94H245ZM251 95V94H250ZM254 95V93L252 94ZM251 95V96H252ZM259 95V94H258ZM257 95V96H258ZM164 96V95H163ZM196 96V95H195ZM206 96V95H205ZM225 96V95H224ZM241 96V95H240ZM239 96V97H240ZM248 96V95H247ZM256 96V97H257ZM69 97V96H68ZM73 97V96H72ZM161 97V96H160ZM193 100H192V98ZM209 97H211V95H209ZM226 97V96H225ZM224 97V100H225ZM232 97V95H231ZM249 97V96H248ZM78 98V97H75ZM213 98V96H212ZM215 98V97H214ZM242 100L243 97H241ZM246 98V97H245ZM70 99V98H69ZM68 99V100H69ZM80 99V97L78 98ZM208 99V98H207ZM238 99V98H237ZM236 99V100H237ZM248 99V98H247ZM74 101V99H72ZM206 100V99H204ZM229 100V99H228ZM233 100V99H232ZM241 100V99H240ZM171 103H169V102ZM231 101V100H230ZM245 101V100H244ZM243 101V103H244ZM248 101V100H246ZM83 102V101H82ZM191 102V103H192ZM198 102V101H197ZM200 102V101H199ZM203 102V101H201ZM207 102V100L205 101ZM218 102V101H217ZM222 102V101H221ZM224 102V101H223ZM256 102V101H255ZM262 102V101H261ZM74 103V102H73ZM151 103V102H150ZM187 103V102H186ZM211 103V102H210ZM242 103V102H241ZM247 103V102H246ZM249 103V102H248ZM247 103V104H248ZM251 103V102H250ZM157 104V103H156ZM204 104V103H202ZM208 104V103H207ZM214 104V103H213ZM225 104V103H224ZM232 104V103H231ZM253 104V103H252ZM78 105V103H77ZM212 106V104H209ZM219 105V104H218ZM243 105V104H242ZM246 105V104H245ZM216 106V104H215ZM220 106V105H219ZM236 106V104H235ZM238 106V105H237ZM244 106V105H243ZM242 106V107H243ZM174 107V108H173ZM203 107V106H202ZM207 107V105H206ZM217 107V106H216ZM227 107V106H226ZM241 107V108H242ZM255 107V106H254ZM204 108V107H203ZM221 108V107H220ZM229 108V107H228ZM235 108V107H234ZM239 108V107H238ZM253 108V107H252ZM263 108V105H262ZM209 109V107L207 108ZM204 111L203 109V114H201L199 117L202 118V120H206L207 124L210 125L211 127V123H213L212 121H214L213 118H211L210 116H214L218 115L221 116V113H219L220 111H216L215 112H210V111ZM213 109V108H212ZM211 109V110H212ZM226 109V108H224ZM251 109V108H250ZM254 109V108H253ZM256 109V108H255ZM213 110V111H214ZM230 110V109H229ZM232 110V109H231ZM240 110V109H239ZM244 110V109H243ZM247 110V109H246ZM262 110V109H261ZM76 111V110H75ZM74 111V112H75ZM184 111V112H183ZM249 111V109H248ZM260 111V110H259ZM198 112V111H197ZM236 112V111H235ZM240 112V111H237ZM236 112V113H237ZM247 112V111H246ZM251 112V111H250ZM262 112V111H261ZM199 113V112H198ZM201 113V112H200ZM230 113V111H229ZM241 113V112H240ZM256 113V112H255ZM260 113V112H259ZM227 115V113H226ZM241 116V114H239ZM238 115V116H239ZM242 115H245L242 113ZM253 115V114H252ZM23 116V115H22ZM185 116V115H184ZM197 116V115H195ZM249 116V115H248ZM28 117V115H27ZM189 117V116H188ZM215 117V116H214ZM242 117V116H241ZM244 117V116H243ZM251 117V116H250ZM256 117V116H255ZM254 117V118H255ZM220 118V117H219ZM218 118V119H219ZM238 118V117H237ZM246 118V117H245ZM253 118V119H254ZM261 118V117H259ZM264 118V117H263ZM181 119V118H180ZM192 119V118H191ZM223 119L226 120V125L225 127L230 125H234L235 123L233 122L231 124V122H228L229 116L228 117H223ZM240 119V117H239ZM249 119V118H248ZM247 119V120H248ZM256 119V118H255ZM173 120V119H172ZM185 120V119H184ZM194 120V119H193ZM200 120V119H199ZM201 120V121H202ZM220 120V119H219ZM243 120V119H242ZM246 120V121H247ZM261 120V119H260ZM176 121V120H175ZM186 121V120H185ZM198 121V120H197ZM195 121V122H197ZM241 121V119H240ZM239 121V122H240ZM251 121V120H250ZM156 122V121H155ZM179 122V120L177 121ZM189 122V120H188ZM193 122V121H190ZM225 122V121H224ZM223 122V123H224ZM256 120H254L253 124H256ZM26 123V122H25ZM152 123V122H151ZM150 123V124H151ZM154 123V122H153ZM173 123V122H172ZM184 123V121H183ZM247 123V122H246ZM250 123V122H249ZM149 124V123H147ZM182 124V123H181ZM186 124V122H185ZM190 124V123H189ZM220 124V123H219ZM243 124V123H242ZM242 124H236V127L239 128V126L241 127ZM169 125V123H168ZM175 125V123H174ZM180 125V124H178ZM176 125V128L177 126ZM188 125V124H187ZM197 125V124H196ZM199 125V124H198ZM208 125H206L205 127H209ZM221 125V124H220ZM245 125V124H244ZM243 125V126H244ZM247 125V124H246ZM245 125V126H246ZM250 125V124H249ZM252 125V124H251ZM153 126V125H151ZM181 126V125H180ZM179 126V127H180ZM195 126V124H194ZM213 126V125H212ZM219 126V125H218ZM244 126V127H245ZM146 127V126H145ZM148 127V126H147ZM172 127V126H171ZM174 127V126H173ZM187 127V126H186ZM199 127V126H198ZM201 127V126H200ZM224 127V128H225ZM248 127V125H247ZM250 127V126H249ZM248 127V128H249ZM256 127V128H255ZM79 128V127H78ZM175 128V129H176ZM190 128V127H189ZM188 128V129H189ZM203 128V127H202ZM230 128V127H229ZM254 128L256 129L257 133H260L262 130H264V119L259 121L258 124H256V126H254ZM253 128V130H254ZM36 129V128H35ZM167 129V128H166ZM171 129V128H170ZM187 129V128H186ZM191 129V128H190ZM220 129V128H219ZM218 129V130H219ZM223 129V127H222ZM89 130V131H88ZM169 130V129H168ZM202 131V129H199ZM235 130H237L235 128ZM242 130V129H241ZM28 131V130H26ZM25 131V132H26ZM173 131V129H172ZM175 132H177L176 130H174ZM198 131V130H197ZM206 133V130H204ZM221 131V130H220ZM219 131V132H220ZM225 131L226 128H225ZM229 131V129H228ZM238 131V130H237ZM246 131V130H245ZM251 131L248 130V132ZM169 132V131H168ZM196 132V131H195ZM203 132V131H202ZM218 132V131H217ZM235 132V131H233ZM241 132V131H239ZM243 132V131H242ZM254 132V131H253ZM24 133V132H23ZM45 133V130L43 129V131H41V134ZM165 133V132H164ZM163 133V134H164ZM167 133V132H166ZM174 133V132H172ZM179 133V131H178ZM199 133V131L197 132ZM224 133V131H223ZM227 133V132H226ZM229 133V132H228ZM231 133V132H230ZM229 133V134H230ZM237 133V132H236ZM250 133V132H249ZM248 133V134H249ZM38 134V133H37ZM146 134V132H145ZM191 134V133H190ZM218 134V133H217ZM225 134V133H224ZM238 134V133H237ZM243 134V133H242ZM245 134V132H244ZM141 135V134H140ZM177 135V134H175ZM227 135V134H226ZM241 135V134H240ZM239 135V136H240ZM44 136V135H42ZM168 136V135H167ZM218 136V135H217ZM222 136V135H221ZM235 136V135H234ZM249 136V135H248ZM179 137V136H178ZM232 137V136H230ZM229 137V138H230ZM252 137V136H251ZM172 138V137H171ZM183 138V137H182ZM211 138V137H210ZM216 138V137H215ZM237 138V137H236ZM243 138V137H242ZM247 138V137H246ZM170 139V137H169ZM168 139V140H169ZM176 139V138H175ZM184 139V138H183ZM217 139H219L217 137ZM221 139V138H220ZM251 139V138H250ZM258 139V138H257ZM159 140V139H158ZM161 140V139H160ZM177 140V139H176ZM181 140V139H180ZM186 140V139H185ZM232 140V139H231ZM240 140V139H239ZM65 141V140H64ZM149 141V140H148ZM178 141V140H177ZM255 141V140H253ZM252 141V142H253ZM258 141V140H257ZM26 142V141H25ZM66 142V141H65ZM153 142V141H152ZM250 142V140H249ZM160 143V142H159ZM162 143V142H161ZM183 143V142H182ZM190 143V142H189ZM158 144V143H156ZM252 144V143H251ZM254 144V143H253ZM61 145V144H60ZM148 145V144H146ZM161 144H159L160 146ZM163 145V144H162ZM197 144H194L192 147L196 146ZM58 146V145H57ZM149 146V145H148ZM155 146V145H154ZM25 147V146H24ZM165 146H163L164 148ZM15 148V149H16ZM22 148V147H21ZM162 148V149H163ZM173 148V147H172ZM177 148V147H176ZM179 148V147H178ZM186 148V156L184 158H188L187 161H181L179 163V168L181 169H185V168H192V170H197L199 169L200 165L202 166V164L207 162L206 159V155L203 156H198L197 159H195V153H194V149L192 150L193 152L190 151V148L188 147V145H185ZM156 149V148H155ZM207 149V148H206ZM261 149V148H259ZM23 150V149H22ZM59 150V149H58ZM161 150V149H159ZM201 150V149H200ZM216 150V149H215ZM26 151V150H25ZM32 151V150H31ZM40 151V150H39ZM155 151V150H154ZM157 151V150H156ZM260 151V150H258ZM42 152V151H40ZM45 152V151H44ZM193 153L191 155V153ZM199 152V151H198ZM209 152V151H208ZM227 152V151H226ZM57 153V152H56ZM61 153V152H60ZM63 153V152H62ZM161 153V152H160ZM168 153V152H167ZM166 153V154H167ZM220 153V152H219ZM13 157L12 159L10 158L11 156ZM43 154V153H42ZM65 154V153H64ZM150 154V153H149ZM157 154V153H156ZM207 154V153H206ZM34 155V154H33ZM37 155V154H36ZM53 155V154H52ZM51 155V158H52ZM55 155V154H54ZM53 155V156H54ZM191 155V156H190ZM195 155V156H194ZM25 156V155H24ZM56 156V155H55ZM58 156V155H57ZM62 156V154H61ZM68 156V157H69ZM81 156H85V158H81L79 160V158ZM153 156V155H152ZM219 156V155H218ZM56 158V157H55ZM63 159V158H62ZM221 159V158H220ZM255 159V157H254ZM28 160V159H27ZM41 160V159H40ZM61 160V159H60ZM108 160L111 162V165L107 164ZM249 160V159H248ZM36 161V160H35ZM48 161V159H47ZM52 161V159H51ZM55 161V160H53ZM58 161V160H57ZM55 161V162H57ZM84 161V162H83ZM210 161V160H209ZM212 161V159H211ZM210 161V162H211ZM224 163L223 165H228L230 164L228 159H224L223 160ZM246 161V160H245ZM251 161V159H250ZM32 162V161H31ZM34 162V161H33ZM44 162V161H42ZM62 162V161H61ZM213 162V161H212ZM211 162V164H212ZM253 162V161H252ZM13 163V164H11ZM53 163V162H52ZM85 163V164H86ZM159 163V162H157ZM246 163V162H245ZM244 163V164H245ZM35 164V163H34ZM38 165L40 163H37ZM44 164V163H43ZM42 164V165H43ZM55 164V163H54ZM60 164V163H59ZM62 164V163H61ZM175 164V163H174ZM250 164V163H249ZM20 165V164H19ZM46 166V164H44ZM53 165V164H52ZM216 165V164H215ZM243 165V162H242ZM256 165V164H255ZM51 166V165H50ZM49 166V167H50ZM211 166V165H210ZM209 166V168H210ZM218 166V165H217ZM227 166V168H228ZM20 167V166H19ZM39 167V166H38ZM41 167V166H40ZM43 167V166H42ZM48 167V166H47ZM52 167V166H51ZM63 167V166H62ZM66 167V166H65ZM139 167V168H138ZM178 167V166H177ZM224 167V166H223ZM29 169V167H27ZM33 168V167H31ZM30 168V169H31ZM87 168V167H86ZM138 168V169H137ZM207 168V169H209ZM213 168V167H212ZM23 169V168H22ZM41 169V168H40ZM44 169V168H43ZM52 169V168H51ZM58 169V168H57ZM56 169V172H57ZM102 169V168H101ZM123 169V170H124ZM132 169V170H133ZM216 169V168H215ZM224 169V168H223ZM229 169V168H228ZM247 169V168H246ZM18 170V169H17ZM16 170V171H17ZM24 170V169H23ZM33 170V169H32ZM60 170V169H59ZM58 170V171H59ZM62 170V169H61ZM65 170V169H64ZM99 169H97L95 172H98ZM206 170V169H205ZM237 170V169H236ZM254 170V169H253ZM21 171V170H20ZM27 171V170H25ZM66 171V170H65ZM76 171V170H75ZM101 171V170H100ZM126 171V170H125ZM174 173V170H172ZM171 171V172H172ZM212 171V170H210ZM219 171V170H218ZM64 172V171H63ZM67 172V171H66ZM113 172V171H112ZM122 172V171H121ZM135 172V171H134ZM151 172V173H148ZM170 172V173H171ZM177 172V171H176ZM226 172V171H225ZM30 173V172H29ZM26 173V174H29ZM62 173V172H61ZM78 173V175H79ZM88 173V172H86ZM114 173V172H113ZM201 173V172H200ZM203 173V172H202ZM19 174V173H18ZM31 174V173H30ZM35 174V173H34ZM118 174V173H117ZM116 174V175H117ZM166 174V173H165ZM206 174V173H203ZM211 174V172H210ZM219 174V173H218ZM11 175V174H10ZM21 175V174H20ZM48 175V174H47ZM52 175V174H51ZM73 175V174H72ZM77 175V176H78ZM129 175V174H128ZM164 175V174H163ZM162 175V176H163ZM212 175V174H211ZM15 176V175H13ZM24 177H27L25 175H23ZM22 176V177H23ZM31 176V175H30ZM53 176V182H57V181H61L60 179L63 178V174H54ZM75 176V175H74ZM131 176V175H130ZM160 176V175H159ZM203 175H200V178ZM209 176V175H208ZM214 176V175H212ZM212 176H210L212 178ZM242 176V175H241ZM8 176H6V180ZM18 177V176H16ZM15 177V178H16ZM79 177V176H78ZM110 177V176H109ZM135 177V176H134ZM134 177L132 179H134ZM138 177V176H137ZM179 177V176H177ZM219 177V176H218ZM4 178V177H3ZM10 178H12L10 176ZM20 178V177H19ZM18 178V179H19ZM33 178V177H32ZM103 178V177H102ZM124 178V177H123ZM156 178V177H155ZM162 178V177H161ZM164 178V176H163ZM162 178V179H163ZM22 179V178H21ZM28 178H24L22 183L23 185H27V180ZM109 178H107L108 180ZM122 179V178H121ZM125 179V178H124ZM151 179V178H150ZM149 179V180H150ZM161 179V180H162ZM165 179V178H164ZM203 179V178H202ZM214 179V178H212ZM12 180V179H11ZM10 180V181H11ZM14 180V179H13ZM20 180V179H19ZM43 180V179H42ZM64 179H62L63 181ZM139 180V179H138ZM145 180V179H144ZM148 180V179H147ZM175 180V179H174ZM9 181V180H8ZM7 181V182H8ZM16 181H18L16 179ZM29 181V180H28ZM51 181V180H50ZM48 181V182H50ZM68 181V180H67ZM88 181V180H87ZM96 181V179H95ZM103 181V180H102ZM101 181V183H103ZM105 181V180H104ZM113 181V180H112ZM120 181V180H119ZM205 180H203L204 182ZM235 181V180H234ZM33 182V181H32ZM35 182V181H34ZM39 182V181H38ZM47 182V181H46ZM76 182H82V181H76ZM117 182V180H116ZM131 182V181H130ZM151 182V181H150ZM202 182V183H203ZM263 182V181H261ZM4 183V181H0V186H2ZM17 183V182H16ZM20 183V182H18ZM45 183V182H44ZM59 183V182H58ZM64 185L68 184L66 182V180L63 181ZM70 183V182H69ZM91 183V182H90ZM100 183V182H99ZM98 183V184H99ZM114 183V182H113ZM119 183V182H117ZM126 183V182H125ZM132 183V182H131ZM143 183H145L143 181ZM142 183V184H143ZM154 183V181H153ZM5 185H7L6 183H4ZM82 184V183H81ZM112 184V183H111ZM196 184V183H195ZM19 185V184H18ZM40 185V184H39ZM37 185V187L39 186ZM53 185V184H52ZM58 185V184H57ZM63 184H61L60 186H62ZM72 185V184H71ZM86 185V184H84ZM144 185V184H143ZM13 186V184H12ZM21 186V185H20ZM32 186V183L31 185ZM92 188H94L93 185H90ZM106 186V185H105ZM123 186V185H122ZM141 186V185H140ZM156 186H159L156 184ZM162 186V185H160ZM198 186V185H196ZM254 186V185H253ZM256 186V185H255ZM9 187V186H8ZM25 187V186H24ZM23 187V188H24ZM29 185L26 187L28 188ZM34 187V186H33ZM45 187V186H43ZM42 187V188H43ZM50 187V185H49ZM54 187V186H53ZM72 187V186H71ZM77 187L81 188L80 185H78L77 183ZM115 187V186H114ZM129 187V186H128ZM22 188V187H21ZM22 188V189H23ZM41 188V189H42ZM52 188V187H51ZM58 188V187H55ZM60 188V187H59ZM58 188V190H59ZM259 188V187H258ZM61 189V188H60ZM76 189V187L74 188ZM109 189V188H108ZM225 189V188H224ZM260 189V188H259ZM25 190V189H24ZM45 189H43L44 191ZM62 190V189H61ZM73 190V189H72ZM129 190V189H128ZM144 190V189H143ZM256 190V189H255ZM30 191V190H29ZM34 191V190H33ZM55 191V190H54ZM52 191V192H54ZM82 191V190H81ZM90 191V190H89ZM150 191V190H149ZM156 192V190H154ZM46 192V191H45ZM57 192V191H56ZM199 192V191H198ZM1 193V198L4 197L5 199V205H1L0 206V215H7L9 213V211L11 209H13L14 211L20 213V212H25L26 216L28 215L29 217H31L33 213L32 207L30 204L31 200L34 202H36V199H33L34 195L32 192H27L26 194H24V192L22 193V191L20 190V187L17 186L16 188H7L5 190H3ZM22 193V194H21ZM28 193V194H27ZM37 193V192H36ZM42 193V192H41ZM79 193V191H78ZM83 193V191H82ZM121 193V192H120ZM158 193V191H157ZM156 193V194H157ZM161 193V192H160ZM164 193V192H163ZM253 193V192H252ZM43 194V193H42ZM57 194V193H55ZM72 194V193H71ZM149 194V193H148ZM186 194V193H185ZM258 194V193H257ZM24 195V196H23ZM46 195V194H45ZM58 195V194H57ZM75 195V194H74ZM73 195V196H74ZM162 195V194H161ZM187 195V194H186ZM222 195V194H221ZM224 195V194H223ZM9 196H15L16 202L15 203H10L8 197ZM17 196L19 199H17ZM62 196V195H61ZM68 196V195H67ZM82 196V195H80ZM115 196V195H114ZM210 196V195H209ZM63 197V196H62ZM61 197V199H62ZM88 197V196H87ZM86 197V198H87ZM211 197V196H210ZM218 197V194H217ZM256 197V195H255ZM11 198V197H10ZM40 198V197H39ZM43 198V197H41ZM52 198V197H51ZM57 198V197H56ZM60 198V197H59ZM69 198H72L71 196ZM80 198V197H79ZM101 198V197H100ZM128 198V197H127ZM160 198V197H158ZM171 198V197H169ZM248 198V197H247ZM54 199V198H53ZM60 199V200H61ZM78 199V198H77ZM82 198H80L81 200ZM89 199V198H88ZM91 199V198H90ZM89 199V200H90ZM104 199V198H103ZM108 199V198H107ZM202 199V198H201ZM207 199V198H206ZM211 199V198H210ZM216 199V198H215ZM222 199V198H220ZM262 199V198H261ZM66 200V199H64ZM68 200V199H67ZM86 200V199H85ZM96 200V199H95ZM113 200V199H112ZM155 200V199H154ZM166 200V199H164ZM224 200V199H223ZM245 200V199H244ZM243 200V201H244ZM247 200V199H246ZM254 200V199H253ZM264 200V199H263ZM39 201V200H38ZM56 201V199H55ZM69 201V200H68ZM82 201V200H81ZM78 201V202H81ZM88 201V200H86ZM106 201V200H105ZM117 201V200H116ZM262 201V200H261ZM4 202V201H3ZM42 202V200H41ZM57 202V201H56ZM59 202V201H58ZM70 202V201H69ZM84 202V200H83ZM83 202H81V205H79V203H75L73 206L75 208H73L72 206H67V208L69 207L70 210L68 211H72L75 212L76 211V215L78 217H71V218H62V216L59 214L60 211L58 209L54 210V214L52 213V216L50 221H52L51 225H54L50 228L53 229H58L56 232H61V231H66L67 233L71 232V235L69 234L68 238H69V244H71L72 242L75 243L72 246H76L77 249L73 248L71 245H65L63 244L64 241H61L60 239H56L55 242L51 241L52 239V235H47L46 236V242L51 243L50 245L52 247L47 248V252L44 250V254L45 252L47 253V255H45V258L42 259H37L35 260V229L33 228V230L27 228L26 225V230L24 233L28 234V241H30L29 243H26L24 241H19L18 242V249H15L14 247H9L7 245V243H5V249L8 251L9 248H11V250L13 251L12 253L14 255H16V257H14V255H12V257L17 259V263L16 264H107V262H105V258L106 255H100L102 254L100 252L99 256L97 255V253H95L96 255H92L90 254V252L88 253L87 248H97L99 246V244L97 243V239L93 238V234L94 232L92 231L91 233L92 235V239H83L82 236V240L80 242H78L73 236L72 233L76 232V230L78 231V229H80V227H83V221H82V204ZM103 202V201H102ZM109 202V200H108ZM108 202H106L108 204ZM113 202V201H112ZM153 202V201H152ZM160 202V201H159ZM206 202V201H205ZM208 202V201H207ZM221 202V201H220ZM225 202V200H224ZM242 202V201H241ZM240 202V203H241ZM264 202V201H263ZM37 203V202H36ZM35 203V204H36ZM53 203V201H52ZM60 203V202H59ZM67 203V202H66ZM89 203V202H88ZM92 203V202H91ZM94 203V201H93ZM98 203V200H97ZM115 203V202H114ZM123 203V202H122ZM212 203V202H211ZM252 203V202H251ZM250 203V204H251ZM259 203V202H258ZM1 204V202H0ZM85 204V203H84ZM83 204V205H84ZM103 204V203H102ZM203 204V203H202ZM215 204V203H214ZM238 204V203H237ZM264 204V203H263ZM38 205V204H37ZM41 205V204H40ZM58 205V204H57ZM98 205L95 203V206ZM104 205V204H103ZM151 205V204H150ZM43 206V205H42ZM54 206V205H53ZM63 206V205H62ZM85 206V205H84ZM87 206V205H86ZM94 206V205H93ZM240 206V205H239ZM253 206V205H252ZM255 206V205H254ZM58 207V206H56ZM60 207V206H59ZM64 209L67 211L66 206ZM113 207V206H112ZM149 207V206H147ZM151 207V206H150ZM175 207V206H174ZM223 207V205H222ZM256 207V206H255ZM40 208V207H39ZM49 208V207H48ZM118 208V207H117ZM213 208V207H212ZM241 208V207H240ZM249 208V207H248ZM262 208V206H261ZM50 209H52L50 207ZM93 209V210H92ZM92 211L90 212V214H92L93 216H96L98 218H100L101 220L98 221L97 225H100V227H95V228H100L99 230L103 231L105 238L107 237H112V226L111 225H105L103 219L100 217V214L98 212V210H96L97 208L92 207ZM129 209V208H128ZM144 209V208H143ZM174 209V208H173ZM217 209V207L215 208ZM221 209V208H220ZM247 209V208H246ZM259 209V207H258ZM264 209V208H263ZM45 210V209H44ZM64 210V212H65ZM110 210V209H109ZM138 210V209H137ZM162 210V209H161ZM230 210V209H229ZM226 210V211H229ZM236 210V209H235ZM248 210V209H247ZM253 210V209H252ZM251 210V211H252ZM48 211V210H47ZM62 211V210H61ZM89 211V210H88ZM87 211V212H88ZM103 211H107L106 209H104ZM139 211V210H138ZM153 211V210H152ZM171 211V209H170ZM176 211V210H175ZM206 211V210H205ZM232 211V210H231ZM239 211V210H238ZM237 211V212H238ZM243 211V210H242ZM259 211V210H258ZM261 211V209H260ZM44 212V211H43ZM42 212V213H43ZM84 212V210H83ZM126 212V211H125ZM149 212V211H148ZM156 212V211H155ZM162 212V211H161ZM212 212V210H211ZM220 212V211H219ZM233 212V211H232ZM85 213V212H84ZM107 213V212H106ZM122 213V211H121ZM174 213V212H173ZM261 213V212H259ZM263 213V212H262ZM11 214V213H10ZM14 214V213H13ZM62 214V213H61ZM68 214V213H67ZM88 214V213H87ZM85 216H89L88 215ZM111 214V213H110ZM154 214V213H153ZM160 214V213H158ZM175 214V213H174ZM235 214V213H234ZM240 214V213H239ZM238 214V215H239ZM18 215V214H17ZM20 215V214H19ZM44 214H42L43 216ZM51 215V214H50ZM60 216L59 220L57 218V216ZM75 215V216H76ZM117 215V214H116ZM125 215V214H124ZM10 216V215H8ZM41 216V215H40ZM41 216V217H42ZM45 216V215H44ZM84 216V215H83ZM232 216V215H231ZM255 216V213L253 214V217ZM259 216V215H258ZM12 217V216H11ZM16 217V216H15ZM20 217V216H18ZM33 217V216H32ZM111 217H113L111 215ZM116 217V216H115ZM224 217V216H223ZM239 217V216H238ZM252 217V219H254ZM261 217V216H260ZM84 218V217H83ZM109 218V217H108ZM114 218V217H113ZM178 218V217H177ZM193 218V217H192ZM197 218V217H196ZM231 218V217H230ZM242 218V217H241ZM259 218V217H258ZM1 219V218H0ZM2 219H6V218H2ZM1 219V220H2ZM9 221H7V224L5 225H1L0 224V234L2 233V231H10L11 233H19L21 234V232L23 231V229H20L14 222L13 223V219L11 218H7ZM26 219V217H25ZM36 219V216H35ZM115 219V218H114ZM119 219V218H118ZM123 219V218H122ZM171 219V218H170ZM175 219V218H174ZM179 219V218H178ZM183 219V218H182ZM240 219V218H238ZM236 219V220H238ZM248 219V218H247ZM256 219V218H255ZM254 219V221H255ZM21 220V219H20ZM23 220V219H22ZM21 220V221H22ZM32 220V219H31ZM37 220V219H36ZM41 220V219H40ZM99 220V219H97ZM246 220V219H245ZM244 220V221H245ZM259 220V219H258ZM262 220V219H260ZM30 221V218H29ZM34 221V220H33ZM85 221V219H84ZM113 221V220H112ZM118 221V220H116ZM120 221V219H119ZM170 221V220H169ZM192 221V219H191ZM194 221V220H193ZM200 221V220H199ZM205 221V220H204ZM207 221V220H206ZM224 221V219H223ZM252 221V220H251ZM28 222V221H27ZM40 222V221H39ZM87 222V221H86ZM100 222V223H99ZM110 222V221H109ZM160 222V221H159ZM158 222V224H159ZM189 222V221H187ZM216 222V221H215ZM231 222V221H229ZM238 222V221H237ZM241 222V220H240ZM4 223V222H3ZM36 224L38 223L35 222ZM34 223V224H35ZM91 223V222H89ZM108 223V222H107ZM111 223V222H110ZM117 223V222H116ZM121 223V222H120ZM123 223V222H122ZM121 223V224H122ZM165 223V222H164ZM190 223V222H189ZM193 223V222H192ZM197 223V222H196ZM217 223V222H216ZM232 223V222H231ZM239 223V222H238ZM245 223V222H244ZM247 223V222H246ZM253 223V222H250ZM264 223V222H263ZM25 224V223H24ZM156 224V223H155ZM168 224V223H166ZM221 224V223H220ZM237 224V223H236ZM241 224H243L241 222ZM29 225V224H28ZM31 225V224H30ZM81 225V226H80ZM87 225V224H86ZM91 225V224H90ZM116 225V224H115ZM195 225V223H194ZM205 225V224H204ZM214 225V224H213ZM219 225V224H218ZM222 225V224H221ZM234 225V224H232ZM254 225V224H253ZM20 226V225H19ZM38 226V225H37ZM40 226V225H39ZM43 226V225H42ZM48 226V225H47ZM111 226V227H110ZM131 226V225H130ZM158 226V225H157ZM169 226V225H168ZM171 226V225H170ZM169 226V227H170ZM192 226V225H191ZM202 225H200L201 227ZM212 226V225H211ZM225 226V225H224ZM252 226V225H251ZM250 226V227H251ZM257 226V225H256ZM261 226V225H260ZM29 227V226H28ZM91 227V226H90ZM94 225L91 227L93 229ZM164 227V226H163ZM166 227V226H165ZM196 227V226H195ZM194 227V228H195ZM232 227V226H231ZM246 227V226H245ZM72 228V229H71ZM94 228V229H95ZM114 228V226H113ZM116 228V227H115ZM118 228V227H117ZM131 228V227H130ZM157 228V227H156ZM193 228V227H192ZM221 228V227H220ZM229 228V227H228ZM247 228V227H246ZM249 228V226H248ZM52 229V230H53ZM89 229V227H88ZM91 229V230H92ZM122 229V228H121ZM132 229V228H131ZM201 229V228H200ZM210 229V228H209ZM225 229V228H223ZM235 229V228H234ZM237 229V228H236ZM244 229V228H243ZM87 230V228H86ZM90 230V229H89ZM90 230V231H91ZM153 230V229H151ZM155 230V229H154ZM190 230V229H189ZM202 230V229H201ZM216 230V229H215ZM214 230V232H215ZM222 230V229H221ZM227 230V229H226ZM97 231V230H96ZM119 231V230H118ZM125 231V229H124ZM162 231V230H161ZM200 231V230H199ZM204 231V229L202 230ZM209 231V230H208ZM213 231V230H212ZM220 231V230H219ZM223 231V230H222ZM228 231V230H227ZM245 231V230H244ZM261 231V230H260ZM28 232V233H27ZM39 232V231H38ZM55 232V231H53ZM56 237L57 236V233ZM79 232V231H78ZM83 233V231H81ZM85 232V231H84ZM87 232V231H86ZM89 232V231H88ZM99 232V231H98ZM132 232V231H131ZM154 232V231H153ZM164 232V231H162ZM171 232V231H170ZM173 232V231H172ZM201 232V231H200ZM226 232V231H225ZM238 232V231H237ZM262 232V231H261ZM264 232V231H263ZM4 233V232H3ZM37 233V232H36ZM65 233V232H64ZM115 233V232H114ZM128 233V232H127ZM150 233V231L148 232ZM147 233V234H148ZM156 234V232H154ZM174 233V232H173ZM189 233V232H188ZM195 233V232H194ZM204 233V232H203ZM212 233V232H211ZM210 233V235H212ZM217 233V232H216ZM220 233V232H219ZM230 233V232H229ZM259 233V232H258ZM5 234V233H4ZM2 234V235H4ZM26 234L25 237H26ZM38 234V233H37ZM89 234V233H88ZM87 234V235H88ZM102 234V233H101ZM123 234V233H122ZM129 234V233H128ZM151 234V233H150ZM169 234V233H168ZM185 234V233H184ZM209 234V232H208ZM225 234V233H224ZM237 234V233H236ZM235 234V235H236ZM264 234V233H263ZM7 235V234H6ZM39 235V234H38ZM54 235V234H53ZM86 235V234H85ZM124 235V234H123ZM127 235V234H126ZM145 235V234H144ZM163 235V234H162ZM170 235V234H169ZM183 235V234H182ZM190 235V234H189ZM217 235V234H216ZM220 235V234H219ZM258 235V234H257ZM257 235H252V236H257ZM40 236V235H39ZM62 236V235H61ZM66 236V234L64 235ZM116 236V235H115ZM120 236V235H119ZM164 236V235H163ZM204 236V235H203ZM206 236V235H205ZM222 236V235H220ZM231 236V235H230ZM241 236V235H240ZM251 236V237H252ZM5 237V236H4ZM67 237V236H66ZM89 237V236H88ZM159 237V236H158ZM187 237V236H186ZM190 237V236H189ZM209 237V236H207ZM212 237V236H211ZM214 237V236H213ZM216 237V236H215ZM219 237V236H218ZM260 237V236H259ZM21 238V237H20ZM91 238V237H90ZM123 238V237H122ZM119 238V239H122ZM146 238V237H145ZM153 238V237H152ZM199 238V237H198ZM203 238V237H202ZM241 238V237H240ZM243 238V237H242ZM261 238V237H260ZM259 238V239H260ZM263 238V237H262ZM19 239V238H18ZM23 238H21L22 240ZM27 239V238H26ZM42 239V238H41ZM64 239V237H63ZM142 239V238H141ZM148 239V238H147ZM146 239V240H147ZM156 239V238H155ZM165 239V238H164ZM196 239V238H195ZM205 239V238H203ZM210 239V238H209ZM220 239V238H219ZM217 239V240H219ZM245 239V238H244ZM6 240V239H4ZM3 240V241H4ZM9 239H7L8 241ZM13 240V239H12ZM68 240V239H67ZM93 240V241H92ZM113 240H116L113 238ZM140 240V238H139ZM138 240V241H139ZM144 240V239H143ZM157 240V239H156ZM155 240V241H156ZM216 240V241H217ZM224 240V239H223ZM234 240V239H233ZM238 240V239H237ZM241 240V239H240ZM243 240V239H242ZM247 240V238H246ZM249 240V238H248ZM262 240V239H261ZM264 240V239H263ZM26 241V240H25ZM107 241V240H106ZM119 241V240H118ZM117 241V242H118ZM137 240L135 241L136 244L138 242ZM145 241V240H144ZM149 241V240H148ZM160 241V240H159ZM190 241V240H189ZM226 241V240H225ZM245 241V240H243ZM251 241V240H250ZM256 241V240H255ZM6 242V241H5ZM9 242V241H8ZM90 242V243H89ZM121 243V241H119ZM146 242V241H145ZM166 242V241H164ZM164 242L161 241V243L163 244ZM197 242V241H196ZM200 242V240H199ZM220 241H218L219 243ZM223 242V241H222ZM260 242V241H259ZM39 243V242H38ZM43 243V242H42ZM111 244V242H109ZM114 243V242H113ZM112 243V244H113ZM118 243V244H120ZM123 243V242H122ZM121 243V244H122ZM143 243V242H142ZM141 243V244H142ZM198 243V242H197ZM216 243V242H215ZM214 243V244H215ZM233 243V242H232ZM116 244V243H115ZM120 244V245H121ZM130 244V243H129ZM128 244V246H129ZM147 244V243H146ZM185 244V242H184ZM194 244V243H193ZM202 244V243H201ZM211 244V243H210ZM217 244V243H216ZM230 244V243H229ZM228 244V245H229ZM236 244V242H235ZM247 244V243H246ZM245 244V246H246ZM254 244V243H253ZM258 244V242H257ZM13 245V244H12ZM15 245V243H14ZM25 245V246H24ZM44 245V244H43ZM103 245H105L103 243ZM140 245V244H139ZM145 245V244H144ZM149 245V244H148ZM157 245V244H155ZM161 245V244H160ZM164 245V244H163ZM190 245V244H189ZM199 245V244H198ZM207 245V244H206ZM218 245V244H217ZM220 245V244H219ZM226 245V244H225ZM252 244H250L251 246ZM255 245V244H254ZM264 245V244H263ZM56 246H59V248H57ZM106 246V245H105ZM136 246V245H135ZM143 246V245H140ZM139 246V248H140ZM153 246V245H152ZM165 246V245H164ZM182 246V245H181ZM192 246V245H191ZM196 246V245H195ZM216 246V245H214ZM21 247H24L27 250V254H30L28 256V258H24L22 253L20 251ZM107 247V246H106ZM110 247V246H109ZM113 247V246H112ZM115 247V246H114ZM125 247V245H124ZM132 247V246H131ZM134 247V246H133ZM144 247V246H143ZM157 247V246H156ZM167 247V246H166ZM208 247V245H207ZM211 247V246H210ZM242 247V246H241ZM261 247V246H260ZM39 248V247H38ZM45 248V247H44ZM101 248V247H98ZM105 248V247H104ZM128 248V247H127ZM164 248V247H162ZM194 248V247H193ZM199 248V247H198ZM216 248H218L216 246ZM227 248V247H226ZM230 248V247H229ZM233 248V247H232ZM249 248V247H248ZM253 248V247H251ZM263 248V247H262ZM23 249V248H22ZM93 249V250H94ZM136 249V248H135ZM157 249V248H156ZM161 249V248H160ZM165 249V248H164ZM173 249V248H172ZM183 249V248H182ZM92 250V251H93ZM109 250V249H108ZM132 250V249H130ZM140 250V249H137ZM136 250V252H137ZM159 250V249H158ZM169 250V249H168ZM168 250L166 252H168ZM175 250V249H174ZM193 252V249H191ZM204 250V249H203ZM209 250V249H208ZM219 250V249H218ZM237 249H235L236 252ZM247 250V249H246ZM245 250V252H246ZM259 250V249H257ZM256 250V251H257ZM89 251V250H88ZM103 251V250H102ZM111 251V250H109ZM141 251V250H140ZM139 251V252H140ZM156 251V250H155ZM161 251V250H160ZM190 251V250H189ZM197 251V250H195ZM207 251V249H206ZM229 251V250H228ZM232 251V250H231ZM253 251V250H252ZM251 250L249 251L250 253L252 252ZM259 251H262L261 248ZM23 252V250H22ZM40 252V251H39ZM131 252V251H130ZM172 252V251H171ZM177 252V251H176ZM191 252V254H192ZM201 252V251H200ZM230 252V251H229ZM4 253V252H3ZM38 253V252H37ZM93 253V252H92ZM104 253V252H103ZM120 253V252H119ZM133 253V252H131ZM164 253V252H163ZM181 253V252H180ZM195 252H193L194 254ZM9 254V253H8ZM41 254V253H40ZM109 254V253H108ZM121 254V253H120ZM119 254V255H120ZM136 254V253H135ZM154 254V253H153ZM156 254V253H155ZM158 254V253H157ZM175 254V253H174ZM213 254V253H212ZM237 254V253H236ZM39 255V254H38ZM51 255V256H49ZM125 255V254H124ZM168 255V254H167ZM184 255H186L184 253ZM183 255V256H184ZM190 255V254H189ZM198 255V254H197ZM205 255V254H204ZM208 255V254H207ZM244 255V254H243ZM242 255V256H243ZM257 255V254H256ZM26 256V255H25ZM53 256V260L56 259L57 261H52L50 258ZM118 256V253H117ZM122 256V255H120ZM130 256V255H129ZM132 256V254H131ZM162 256V255H161ZM170 256V255H169ZM179 256V255H178ZM183 256L181 255V257L183 258ZM191 256V255H190ZM230 256V255H229ZM232 256V255H231ZM255 256V255H254ZM259 256V255H258ZM261 256V255H260ZM37 257V256H36ZM119 257V256H118ZM117 257V258H118ZM133 257V256H132ZM152 257V256H151ZM156 257V255H155ZM176 257V256H175ZM185 257V256H184ZM193 257V256H192ZM200 257V256H198ZM203 257V255L201 256ZM208 257V256H207ZM213 257V256H212ZM233 257V256H232ZM231 257V258H232ZM250 257V256H249ZM5 258V257H4ZM40 258V257H39ZM111 258V257H110ZM116 258V257H115ZM134 258V257H133ZM137 258V257H136ZM139 258V257H138ZM145 258V257H144ZM147 258V257H146ZM160 258V257H159ZM167 258V257H166ZM172 258V257H171ZM178 258V257H177ZM190 258V257H189ZM226 258V256H225ZM230 258V259H231ZM254 258V257H253ZM13 259V258H12ZM60 259V260H59ZM109 259V258H108ZM114 259V256H113ZM129 259V258H128ZM135 259V258H134ZM155 259V258H154ZM162 259V258H161ZM170 259V258H169ZM168 259V260H169ZM233 259V258H232ZM241 259V258H240ZM246 259V258H245ZM15 260V259H14ZM112 260V259H110ZM133 260V259H132ZM142 260V258H141ZM163 260V259H162ZM172 260V259H171ZM179 260V259H178ZM183 260V259H182ZM190 260V259H189ZM187 260V261H189ZM194 261V259H192ZM203 260V259H202ZM207 260V259H206ZM209 260V259H208ZM212 260V259H211ZM247 260V259H246ZM1 261V260H0ZM9 261V260H8ZM116 261V260H115ZM128 261V260H126ZM143 261V260H142ZM148 261V260H147ZM151 261V259H150ZM198 261V260H197ZM227 261V260H226ZM233 261V260H232ZM236 261V260H235ZM257 261V260H256ZM15 262V261H14ZM113 262V260H112ZM137 262V261H136ZM144 262V261H143ZM146 262V261H145ZM155 262V261H153ZM180 262V261H179ZM199 262V261H198ZM209 262V261H208ZM229 262V260H228ZM262 262V260H261ZM5 263V262H4ZM7 263V261H6ZM109 263V262H108ZM130 263V262H129ZM170 263V262H169ZM168 263V264H169ZM190 263V262H189ZM212 263V262H211ZM221 263V261H220ZM232 263V262H231ZM260 263V262H259ZM1 264V263H0ZM8 264V263H7ZM14 264V263H13ZM113 264V263H111ZM115 264H123L120 261L115 262ZM149 264V263H148ZM152 264V263H151ZM158 264V263H157ZM183 264V263H180ZM201 264V263H200ZM205 264V263H203ZM219 264V263H218ZM223 264V263H222ZM227 264V262H226ZM230 264V263H229ZM264 264V263H263Z\"/></svg>",
  "mask_w": 264,
  "mask_h": 264
}]
</instances>
